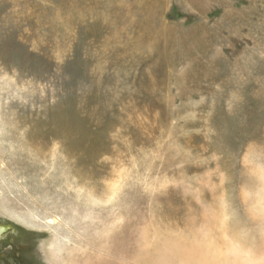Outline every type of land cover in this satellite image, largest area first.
Segmentation results:
<instances>
[{"label": "rangeland", "instance_id": "obj_1", "mask_svg": "<svg viewBox=\"0 0 264 264\" xmlns=\"http://www.w3.org/2000/svg\"><path fill=\"white\" fill-rule=\"evenodd\" d=\"M0 171L44 227L0 212V264H49L50 238L61 264H242L233 238L264 233V0H0Z\"/></svg>", "mask_w": 264, "mask_h": 264}, {"label": "bare ground", "instance_id": "obj_2", "mask_svg": "<svg viewBox=\"0 0 264 264\" xmlns=\"http://www.w3.org/2000/svg\"><path fill=\"white\" fill-rule=\"evenodd\" d=\"M0 179L5 181V182L7 181V185L13 184V180L12 181H8L5 178V176L1 173V171H0ZM18 187H19V185H18ZM23 192H24V196L26 197L28 193L26 191H23ZM86 198L88 200H92V201L96 199L92 194H89L88 196H86ZM4 199H8V198H6V197L0 198V212L6 214L7 216H9L10 218L14 219L19 224H21L23 226H26L29 229L32 228V229L39 230L41 228H44L43 226L40 227V225L34 223L27 216H24L23 214H18L17 212H14V209H11L7 204H5ZM34 211H36V209ZM37 211H39V210H37ZM11 229H15L16 230V228H14V226L11 225V224L0 223V235L1 236L4 235V234L7 235ZM77 238H80V235ZM65 239L68 242L72 241V239L69 236H66ZM82 239H83V236H82ZM103 243H104V241L100 242L99 244H95L94 243L92 245H93V247H98V248H100V249H102L104 251H108L106 247L101 245ZM249 245L250 246H248L246 248L243 245L240 247L237 239L233 238V242L229 245V247H231L229 257H232V256L235 255V253L237 251V248H241V253L240 254L243 256V258L240 260V262L242 264H246V262H250V264H264V233H262L259 238L251 237V241H250ZM41 247L43 248V251H44V254H45V259H46V261L49 262V264H61L59 262V260L57 259V257H55L54 255L51 254V251L54 249V243L52 241V238H50L48 240L47 239L44 240L42 242V246ZM91 250L94 251V249H92V248H91ZM97 258H99V257L96 256L95 259H97ZM234 261H238V260L234 259ZM84 264H93V263L90 262V260H89V263H84Z\"/></svg>", "mask_w": 264, "mask_h": 264}, {"label": "flooded vegetation", "instance_id": "obj_3", "mask_svg": "<svg viewBox=\"0 0 264 264\" xmlns=\"http://www.w3.org/2000/svg\"><path fill=\"white\" fill-rule=\"evenodd\" d=\"M9 234H10V233H9ZM9 234H8V235H9ZM8 235H6V236H4V237H2V236L0 235V237H1V238H6Z\"/></svg>", "mask_w": 264, "mask_h": 264}]
</instances>
